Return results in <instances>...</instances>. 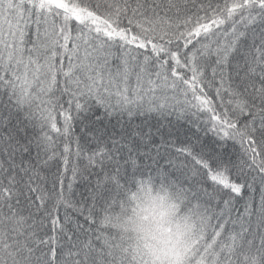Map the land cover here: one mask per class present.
<instances>
[{
  "label": "snow or ice",
  "instance_id": "1",
  "mask_svg": "<svg viewBox=\"0 0 264 264\" xmlns=\"http://www.w3.org/2000/svg\"><path fill=\"white\" fill-rule=\"evenodd\" d=\"M0 264H264V0H0Z\"/></svg>",
  "mask_w": 264,
  "mask_h": 264
}]
</instances>
